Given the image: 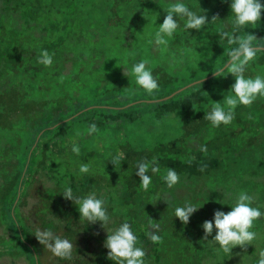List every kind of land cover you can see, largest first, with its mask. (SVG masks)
Returning <instances> with one entry per match:
<instances>
[{
    "label": "trees",
    "instance_id": "1",
    "mask_svg": "<svg viewBox=\"0 0 264 264\" xmlns=\"http://www.w3.org/2000/svg\"><path fill=\"white\" fill-rule=\"evenodd\" d=\"M176 2L209 22L197 31L185 29L186 18L176 17L179 27L165 37L167 46H157L155 33ZM231 2L0 0V224L11 230L8 239H0V255L17 249L29 264H35L34 253L42 264L46 247L34 234L50 229L74 245L72 258L58 257L59 264H116L107 258L104 241L107 231L126 221L147 253L145 264L230 263L229 255H215L210 242L215 229L204 241L201 225L213 220L215 210L231 211L241 191L264 212V97L250 107L238 104L232 123L219 127L204 116L215 103L227 110L224 97L235 78L226 70L223 77L162 98L229 60L235 45L217 33L233 31ZM12 15L20 19L17 26ZM213 16L219 19L211 21ZM246 33L264 48V12L260 22L236 34ZM43 50L54 54L51 67L38 63ZM143 59L159 84L152 95L131 72ZM244 74L264 77V51ZM92 123L98 131L89 135ZM74 144L79 154L72 151ZM117 153L124 159L115 168L110 158ZM153 157L160 172L149 170L152 184L144 191L136 166ZM189 158H194L190 164ZM84 163L87 174L79 172ZM168 168L180 176L171 189L162 179ZM44 175L50 177L47 185ZM66 187L77 197L95 193L105 201L110 217L105 235L91 234L95 223L81 219L77 206L64 199ZM186 202L199 208L187 225L174 215ZM150 218L161 225L160 244L148 238ZM255 228L264 231V217ZM251 256L257 264L259 255Z\"/></svg>",
    "mask_w": 264,
    "mask_h": 264
},
{
    "label": "clouds",
    "instance_id": "2",
    "mask_svg": "<svg viewBox=\"0 0 264 264\" xmlns=\"http://www.w3.org/2000/svg\"><path fill=\"white\" fill-rule=\"evenodd\" d=\"M230 8L234 16L232 21L233 31H220L217 34L221 41L226 40L228 45H235V47H232L227 52L229 57L228 63L224 69L215 71L214 77H223L226 70L235 78V82L231 85V94L224 97L227 110L220 103H215L211 111L207 112L204 116V119L210 121L213 127H219L221 124L225 126L231 124L235 118V109L238 104L250 107L258 96L264 97V77L257 75L254 78H246L244 74L250 62L255 60L257 53L264 51V48L254 46V42L258 39L254 34H236L239 29L260 22L261 14L264 12V4L260 0H232ZM166 13L163 23L159 25V30L155 33L154 42L157 46H167L168 40L165 37H172L179 27L176 17L186 18L185 29H195L197 31L209 22L205 14L198 15L182 2L171 4L167 8ZM217 19H219L218 16H213L211 21ZM53 55H50L47 50H43L38 58V63L45 67H51ZM148 64L149 61L143 59L132 66L131 72L135 76L136 84L149 95H152L159 89V84L157 79L152 75V71L147 67ZM97 131L98 128L95 123L89 125L87 129L89 135ZM199 150L207 152L206 146L203 145L200 146ZM72 151L79 154V146L74 144ZM110 159L116 168L121 165L124 156L122 153H117ZM192 159L194 158H189L187 162L190 164ZM136 167V176L140 179L141 188L147 191L152 184V177L148 175L149 170L153 174L160 172L158 160L156 157H153L151 161L142 160L137 163ZM200 170L203 171V168ZM89 171L90 167L88 164L84 163L80 165L79 172L81 174H87ZM162 179L169 189L180 182V176L173 168H168ZM62 194L65 200H70L77 206L81 219L87 220L89 223L99 221L101 222V227L105 229L110 217L103 199L97 198L95 193L89 194L86 197H77L73 194L71 187H66ZM163 200L168 205L171 202L168 194L164 195ZM253 200V196L241 191L236 197L231 211L225 213L221 210H215L213 220H205L201 225L204 231L202 239L208 241V237L212 235L215 229L216 234L210 242L218 244L219 248L229 255L232 254V249L237 246L246 249L248 245H252L253 241L257 238V233L251 229H253L255 221L264 217V212H261L258 207L252 206ZM198 209L191 202H186L183 206L175 207L174 215L183 224L187 225L192 214ZM152 221L150 218L149 230L147 232L148 238L153 244H160L162 243V236L160 235L161 225L158 222L154 223ZM107 233L104 247L109 250L107 253L109 260L115 261L116 264H145L147 253L143 247L137 246L138 237L128 222H122L119 227L111 232L107 231ZM34 235L38 242L51 251L54 256L65 260L72 258L74 245L70 240L55 235L50 229H37ZM257 264H264V250L259 252Z\"/></svg>",
    "mask_w": 264,
    "mask_h": 264
},
{
    "label": "rangeland",
    "instance_id": "3",
    "mask_svg": "<svg viewBox=\"0 0 264 264\" xmlns=\"http://www.w3.org/2000/svg\"><path fill=\"white\" fill-rule=\"evenodd\" d=\"M11 23L15 26L19 23L20 19L16 15H12ZM41 181L47 185L50 183V177L48 175H44L41 177ZM32 200H35L33 198ZM25 207L23 210H26ZM6 222L0 224V239L6 240L9 238L11 230L6 227ZM101 227V225L95 222V228L91 230V234L98 233L100 235H105L107 229ZM257 233V238L253 241L252 245H248L246 249H242L239 246L232 249V254H225L218 246V244L214 243L215 245V255H229V264H253L252 256L251 255H259L261 250H264V231L260 229H252ZM92 243V241H91ZM12 254H2L0 255V264H29L25 254L23 252H18V250H13ZM221 257V256H220ZM42 264H59L58 257L54 256L51 251L47 248L41 255Z\"/></svg>",
    "mask_w": 264,
    "mask_h": 264
},
{
    "label": "water",
    "instance_id": "4",
    "mask_svg": "<svg viewBox=\"0 0 264 264\" xmlns=\"http://www.w3.org/2000/svg\"><path fill=\"white\" fill-rule=\"evenodd\" d=\"M262 48H263V47H262ZM228 61H229V60H228ZM228 61H227V62H226V63H225L220 69H224V67H225V65L228 63ZM220 69H218V70H220ZM213 76H214V72L211 73L210 75L204 77V78H201V79H197V80H195V81H192V82L189 83L188 85H185V86H183V87H181V88L175 90L174 92H172L171 94H169V95L163 97L162 99L169 98V97L173 96L174 94L178 93L179 91L185 89L186 87H188V86H190V85H193V84H196V83H198L199 81L202 82V81H204V80H207V79H209V78H211V77H213ZM24 170H25V169H24ZM23 173H24V171H23ZM23 173H22V177H23ZM22 177H21V178H22ZM19 195H20V191H19V188H18L17 197H16V200H15L14 204H15L16 201L18 200ZM13 206H14V205H13ZM34 259H35V264H38V259H37V256L35 255V253H34Z\"/></svg>",
    "mask_w": 264,
    "mask_h": 264
}]
</instances>
